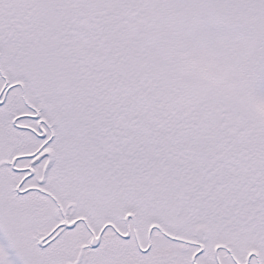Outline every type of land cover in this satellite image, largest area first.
Instances as JSON below:
<instances>
[{
  "label": "snow or ice",
  "instance_id": "1",
  "mask_svg": "<svg viewBox=\"0 0 264 264\" xmlns=\"http://www.w3.org/2000/svg\"><path fill=\"white\" fill-rule=\"evenodd\" d=\"M0 264H264V0H0Z\"/></svg>",
  "mask_w": 264,
  "mask_h": 264
}]
</instances>
